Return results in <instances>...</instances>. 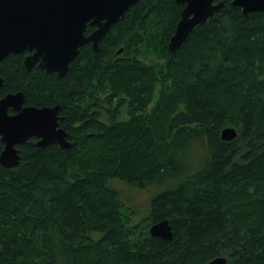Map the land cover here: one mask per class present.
<instances>
[{"label":"trees","instance_id":"obj_1","mask_svg":"<svg viewBox=\"0 0 264 264\" xmlns=\"http://www.w3.org/2000/svg\"><path fill=\"white\" fill-rule=\"evenodd\" d=\"M230 1L174 53L182 6L139 0L64 76L0 61V96L61 104L71 142L0 163V264H264V11ZM113 180L155 191L140 212ZM163 218L172 239L150 234Z\"/></svg>","mask_w":264,"mask_h":264},{"label":"water","instance_id":"obj_2","mask_svg":"<svg viewBox=\"0 0 264 264\" xmlns=\"http://www.w3.org/2000/svg\"><path fill=\"white\" fill-rule=\"evenodd\" d=\"M139 0H0V61L11 53L28 52L23 58L26 70L36 67L64 76L81 47L91 44L100 50V42L113 24L122 19L130 6ZM176 0L184 5L181 17L171 36L168 49L176 52L190 32L212 17L224 6V1ZM243 7V13L264 11V0H233ZM88 26L94 27L87 32ZM123 48L119 50V53ZM0 77V87L4 83ZM23 91L8 92L0 98V136L5 147L0 162L17 167L22 161L18 143L37 136L36 144L45 147L59 144L68 148V132L59 126L61 104L50 106L24 105ZM13 107L15 114L8 109ZM221 138L231 141L238 137L234 126L221 129ZM150 234L172 239L173 225L169 218L150 224ZM226 256H217L203 264H226Z\"/></svg>","mask_w":264,"mask_h":264},{"label":"rangeland","instance_id":"obj_3","mask_svg":"<svg viewBox=\"0 0 264 264\" xmlns=\"http://www.w3.org/2000/svg\"><path fill=\"white\" fill-rule=\"evenodd\" d=\"M140 58L149 64H152L158 61V57H156L153 51H145L144 54L141 55ZM111 184L113 187L119 188L121 191H124L126 194V196L124 195L125 200L128 201L129 203L136 205L138 207V211L140 212H142V208H144L148 204L152 192L155 191V188H151L149 190L139 189L136 187L132 188L116 180L111 181ZM124 211H125V214H130L129 209L124 208Z\"/></svg>","mask_w":264,"mask_h":264},{"label":"flooded vegetation","instance_id":"obj_4","mask_svg":"<svg viewBox=\"0 0 264 264\" xmlns=\"http://www.w3.org/2000/svg\"><path fill=\"white\" fill-rule=\"evenodd\" d=\"M220 1H224V6L223 7H225L226 6V4H227V0H214L213 2L214 3H218V2H220ZM231 2V4L232 5H234L232 2H233V0H231L230 1ZM134 5V4H133ZM181 5V4H180ZM182 6V9H183V7H184V5H181ZM235 6H238V7H240L241 9H242V12H243V7L242 6H240V5H235ZM131 7V6H130ZM129 7V8H130ZM222 7V8H223ZM222 8H220L218 11H220ZM217 11V12H218ZM127 12V11H126ZM216 12V13H217ZM215 13V14H216ZM214 14V15H215ZM89 27H91V26H88V28ZM93 29H94V27H93ZM92 29V30H93ZM91 30V31H92ZM87 32H89L88 31V29H87ZM27 53L28 52H22V54H23V58L25 57V55H27ZM23 66H24V64H23ZM36 68H40V67H36ZM36 68H34V69H36ZM42 69V68H41ZM43 70H45V69H43ZM32 71V70H31ZM46 71V70H45ZM48 72V71H47ZM54 73H56L57 74V72H54ZM1 77V76H0ZM4 84V83H3ZM10 92V91H9ZM8 93V92H7ZM7 93H5V95L7 94ZM5 95H3V96H0V98H2V97H4ZM24 105H32V104H29V103H27L26 102V100H25V103H24ZM37 106V105H36ZM8 112L10 113V114H15L16 113V111L13 109V107H10L9 109H8ZM59 114H60V112H59ZM61 116V115H60ZM61 120H62V118L61 119H59V126L60 127H63V128H65L63 125H62V123H61ZM66 129V128H65ZM66 131H67V129H66ZM67 138H68V136H67ZM31 139H33L34 141H35V144H36V141L38 140V137L37 136H32V137H30L27 141H29V140H31ZM69 140V139H68ZM26 141V142H27ZM70 141V140H69ZM26 142H23V143H18V144H16V146L19 148V150H20V153H21V146L23 145V144H25ZM37 145V144H36ZM50 145H52V144H50ZM59 145V144H58ZM4 147H5V143L1 140V136H0V154H1V152H2V150L4 149ZM22 155V154H21ZM1 163V162H0ZM2 164V163H1ZM3 165V164H2ZM8 168H14V167H8Z\"/></svg>","mask_w":264,"mask_h":264}]
</instances>
